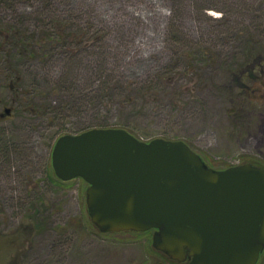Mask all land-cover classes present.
Returning <instances> with one entry per match:
<instances>
[{
	"label": "rangeland",
	"instance_id": "rangeland-1",
	"mask_svg": "<svg viewBox=\"0 0 264 264\" xmlns=\"http://www.w3.org/2000/svg\"><path fill=\"white\" fill-rule=\"evenodd\" d=\"M12 25L35 46L0 32V264H170L151 232L92 225L88 184L54 173L61 132L125 125L264 166V0H0Z\"/></svg>",
	"mask_w": 264,
	"mask_h": 264
},
{
	"label": "water",
	"instance_id": "water-1",
	"mask_svg": "<svg viewBox=\"0 0 264 264\" xmlns=\"http://www.w3.org/2000/svg\"><path fill=\"white\" fill-rule=\"evenodd\" d=\"M52 167L88 184V215L102 233L155 230L152 247L185 264H256L264 250L262 166L217 170L184 141L92 128L60 136Z\"/></svg>",
	"mask_w": 264,
	"mask_h": 264
},
{
	"label": "trees",
	"instance_id": "trees-1",
	"mask_svg": "<svg viewBox=\"0 0 264 264\" xmlns=\"http://www.w3.org/2000/svg\"><path fill=\"white\" fill-rule=\"evenodd\" d=\"M16 28H18L17 27V25H12V26H9L8 28L6 27V28H0V32H2V33H4L5 34V38L8 40L9 39V43L13 46V48L15 49V50H21V51H27L29 48H30V46L32 45V46H35V42L34 41H31L30 39H28L27 41H26V39H23L22 37H21V35H19V34H17L16 33ZM61 33H66L65 31H60ZM61 40H63V42H66V40H68V35H66V34H61ZM43 39L45 40V37H43ZM46 40H52V38H50V37H48ZM60 40V39H59ZM42 39H40V43L42 44ZM72 51H67L65 54H66V57H70L72 54ZM95 62H92L91 64H90V69L93 71L94 70V68H93V64H94ZM264 63V61H261V63H259L258 65H257V68H258V70H262V67H263V64ZM256 83V82H255ZM55 114L54 115H56V112L55 111H53ZM53 114V113H52ZM110 126L109 125H105V124H99V125H96L95 126V128H109ZM118 127H121V128H123V129H127L126 127H125V125H118ZM86 130H89V129H86ZM86 130H81L80 132H77V133H81V132H83V131H86ZM128 130V129H127ZM64 131V130H63ZM63 133H65V132H61V134L57 137V138H59L61 135H63ZM259 161H257V160H254L253 158H251V157H249L248 158V160H246L245 161V163H252L253 165H257V166H262V164H260V162L258 163ZM264 167V166H263ZM91 223V222H90ZM92 225H93V223H92ZM94 226V225H93ZM95 227V226H94ZM96 228V227H95ZM97 229V228H96ZM98 230V229H97ZM99 231V230H98ZM100 232V231H99ZM105 234H114V233H105Z\"/></svg>",
	"mask_w": 264,
	"mask_h": 264
},
{
	"label": "flooded vegetation",
	"instance_id": "flooded-vegetation-1",
	"mask_svg": "<svg viewBox=\"0 0 264 264\" xmlns=\"http://www.w3.org/2000/svg\"><path fill=\"white\" fill-rule=\"evenodd\" d=\"M149 232L152 233L151 235H152V238H153V234H154L155 230H150ZM152 248H153V247H152ZM153 250H155V249L153 248ZM155 251H156L157 254L161 255L164 259H166L170 264H185V263H181V262H178V261L172 260V259H170L168 256L164 255L163 253H161V252H159V251H157V250H155ZM263 256H264V250H263V251L261 252V254L259 255V259H258V261H257L256 264H260V263H261Z\"/></svg>",
	"mask_w": 264,
	"mask_h": 264
}]
</instances>
